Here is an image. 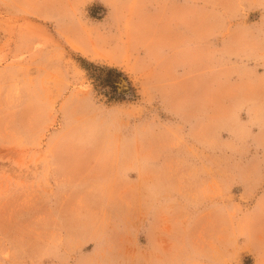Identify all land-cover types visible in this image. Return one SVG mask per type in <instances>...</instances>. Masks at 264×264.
<instances>
[{"label":"rangeland","instance_id":"obj_1","mask_svg":"<svg viewBox=\"0 0 264 264\" xmlns=\"http://www.w3.org/2000/svg\"><path fill=\"white\" fill-rule=\"evenodd\" d=\"M0 264H264V0H0Z\"/></svg>","mask_w":264,"mask_h":264}]
</instances>
